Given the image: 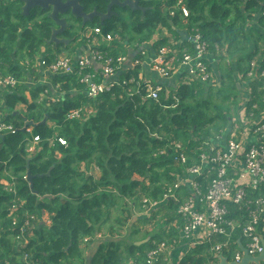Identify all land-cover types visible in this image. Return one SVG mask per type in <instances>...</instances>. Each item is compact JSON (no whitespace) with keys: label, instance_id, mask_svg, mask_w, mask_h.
I'll list each match as a JSON object with an SVG mask.
<instances>
[{"label":"trees","instance_id":"16d2710c","mask_svg":"<svg viewBox=\"0 0 264 264\" xmlns=\"http://www.w3.org/2000/svg\"><path fill=\"white\" fill-rule=\"evenodd\" d=\"M176 2L146 0L145 17L141 20L135 12L132 28L121 21L89 27L97 26L105 35L119 37L108 46H98L113 56L126 52L124 45L129 41L125 33L129 30L145 43L157 27H164L177 46L185 47L186 42L178 38L179 28L184 25L187 33L195 28L207 42L211 57L229 65L226 74L225 66L217 75L219 82L217 77L205 83L183 82L168 92L163 88L156 99H151L144 90L145 83L138 79L141 66L135 65L121 75V79L133 75L135 83L100 94L94 101L93 115L69 120L65 115L70 109L93 100L81 92L74 93L81 86L71 76L51 78L52 85L60 83L66 91L58 102L38 100L43 87L27 84L26 70L19 61L32 62L42 47L49 54L62 48L74 51L85 46L86 39L72 46L49 45L50 22L43 12L23 15L22 2L0 0V69L21 81L0 96V114L14 127L12 132L0 134V264H84L82 239L89 236L88 242L95 240L99 232L102 241L89 264H126L130 259L143 264L152 239H164L142 224L152 222L156 214L138 217L140 223L128 228L132 209L143 211V198L161 201L175 175H183L186 167L197 163L193 161L198 153L196 144L228 130L232 117L227 104L237 97L240 79H246L253 60L255 73L264 68V30L247 27L249 20H255L264 29V0H182L189 12L184 19L178 10L169 14ZM166 41L163 37L154 45ZM135 57L144 59L141 54ZM231 57L236 60L232 62ZM206 63L210 70L208 59ZM247 86V108L253 103L262 107V81L254 77L247 80ZM17 105H23L24 110L17 111ZM23 117L37 124L31 134L41 137L30 154L25 145L31 134L22 130ZM44 119L57 125L66 146L48 145L51 126L42 123ZM174 142L184 146L187 161L182 166L175 162L178 151ZM92 169L98 171L97 176ZM27 173L32 176V187ZM2 180L11 189L5 188ZM161 205L170 210L162 217L163 223L169 224L176 217L177 202L169 199ZM114 212L117 215H112ZM43 214H47L48 224ZM21 227L25 229L23 235ZM123 231L125 238L116 240ZM147 237L146 243L135 245ZM233 247H238L236 240ZM201 254V249L193 250L179 264H206Z\"/></svg>","mask_w":264,"mask_h":264},{"label":"built area","instance_id":"2783aa9c","mask_svg":"<svg viewBox=\"0 0 264 264\" xmlns=\"http://www.w3.org/2000/svg\"><path fill=\"white\" fill-rule=\"evenodd\" d=\"M176 10L183 19L188 16L189 12L182 0H177L169 14L174 15ZM116 38H119L116 34L105 35L100 27H86L78 32V40L87 41L86 51L78 50L77 54L76 49L72 54L68 52L49 54L42 49L32 60L40 70V76L35 81L29 74L34 64L28 60H25V63L21 61L22 65L31 67L29 70L28 67L25 69L27 84H41L43 90L38 100L47 98L52 102H58L66 91L61 89L60 83L52 85L50 80L56 76H71L76 84L81 86L78 91L74 89V93L81 92L93 101L70 109L65 118L81 120L93 115L94 101L100 94L120 85L135 83L133 75L121 79L123 67L129 60L128 55L113 56L98 48L100 42L101 45L108 46ZM188 42L189 48L179 47L176 41L169 40L159 44L153 57L150 60L146 59L148 67L161 78H169L179 69L183 70L184 82L213 81L215 79L213 72L206 63L209 54L207 42L195 28L189 32ZM142 45L141 43L135 46L137 47L135 54H141L144 59L141 60L139 57L131 59V68L135 65L142 66L147 58V52ZM255 66V61H251L246 79L242 80L247 86V80L256 77L262 81V89L264 68L255 73ZM138 79L145 83L144 90L148 98L156 99L164 88L161 83L152 79L139 75ZM20 83V79L12 74H5L0 69V90L6 91ZM261 102L262 107L256 103L249 108L246 105L237 117L231 119L225 133L216 134L197 143L195 148L198 152L197 158L193 160L197 163L186 167L183 175H175L176 179L166 187L161 201L142 199L143 211L140 213H149L169 199L177 202L176 217L172 224L177 236L152 240V246L145 253L143 264H172L171 253L177 247L189 250L194 247H205L206 251L202 252L201 256L206 255L207 264H219V256H225L229 262L239 263L243 253L238 241L251 256H256L264 250V95ZM50 126L48 145L58 143L66 146V139L58 134L57 125ZM31 129L27 127L26 131L31 134ZM13 130V125L5 122L0 114V134ZM40 139L39 134H31L25 151L28 154L34 152ZM174 147L175 151H178L175 162L182 166L187 161L184 146L180 142H174ZM1 183L5 188L11 189L6 180H2ZM27 224L26 221L25 225ZM20 231L23 235L25 229L21 227ZM93 238L99 240L102 234L99 232ZM90 239L89 236L84 237L82 244ZM235 240L238 247H233ZM182 257L183 254L177 259V263ZM126 264L138 263L130 259Z\"/></svg>","mask_w":264,"mask_h":264},{"label":"crops","instance_id":"0c3cea01","mask_svg":"<svg viewBox=\"0 0 264 264\" xmlns=\"http://www.w3.org/2000/svg\"><path fill=\"white\" fill-rule=\"evenodd\" d=\"M183 23L185 24V21H183ZM160 27V26H159ZM158 28V27H157ZM156 28V30H157V33L159 32V34L161 35L160 37L161 38H163V37H166V39L167 40H169V41H173V42H175L176 40L174 39V36H172L171 34H169L168 32H167V30L166 29H157ZM162 28H164V27H162ZM180 31H185L186 32V29H185V27H184V25H182L180 28H179V32ZM188 32V31H187ZM155 34V35H153V39L152 40H150V43H147L146 45H145V47H144V49L146 50V52H147V58H145V61H143V63H142V66H141V69L139 70V72H138V75L139 76H142L143 78H149V79H152L153 81H155V82H159V83H161L162 85H163V87L165 88V90H168V88L171 90V89H175L180 83H183L184 82V73H183V70H176L173 74H172V76H170L169 78H161V77H159L155 72H153L149 67H148V65H147V62H148V60H150L152 57H153V55H154V51H155V49H156V47L158 46H155L154 45V42H156L157 40H159V39H161V38H157V37H159L158 36V34ZM189 34V33H188ZM178 38L180 39V41L181 42H186V45L187 46H185L186 48H189V42H188V38H186L185 39V37H181V36H178ZM145 44V43H144ZM105 45V44H104ZM124 48H125V51H126V54L128 55V61L125 63V66L123 67V70H122V73L123 72H125L126 70H128V69H130L131 68V62H130V60L131 59H133L134 57H135V53H136V51H137V49L136 48H130V46H128V44H126V45H124ZM70 49V48H69ZM86 49H87V46L85 45V46H83V47H81V48H79V49H77V54H78V50H80V51H86ZM69 54H72L73 53V51H70V52H68ZM146 59H148L147 61H146ZM207 59H208V62L210 63V64H214L215 63V59H213L212 57H211V54H208V56H207ZM31 64H34V61L31 63ZM27 67H28V70L29 69H31V67L30 66H26V65H24V69H27ZM211 68H212V70H213V65H211ZM31 73L33 74V77L35 78V80L40 76L39 74H40V70H39V67L38 66H36V63L34 64V66L32 67V69H31ZM31 73H29L30 74V76H31ZM2 90H0V96L2 95ZM72 92V91H71ZM26 93V98L28 99V100H30V95H29V91H26L25 92ZM62 96H65V95H62ZM20 106H22L23 107V105H20ZM16 108L18 109V105L16 106ZM16 109V110H17ZM22 110H24V108H22ZM17 111H19V110H17ZM21 111V110H20ZM46 122V121H45ZM46 123H48V122H46ZM49 125H51L50 123H48ZM31 127V126H30ZM31 128H33V127H31ZM162 204H164V203H162ZM156 209H158L157 211H155ZM152 211V214H156L155 216H157V220L159 219L160 221H159V224L162 226V229H158V230H156V231H152L153 229H151V228H149V229H147L146 228V226L147 225H145V229H147V230H149V231H151L152 232V234L153 235H155V236H163V238H168V237H170V236H177V232H175L176 231V229H175V227H173L172 226V224H173V220H171L170 221V223L168 224V223H163V221H162V217L163 216H165V214L168 212V211H170L168 208H166V206L165 205H159V206H157L155 209H152L151 210ZM160 211V212H159ZM174 212H175V210H174ZM159 216V217H158ZM42 219H43V221L44 222H46L47 224L49 223V221H48V216H47V214H43L42 215ZM154 223V222H153ZM102 231H104L105 232V228H103V230ZM172 231H174V232H172ZM175 233V234H174ZM174 234V235H173ZM154 239H156V238H153L152 240H154ZM102 241V239H99V240H91L90 242H88L87 244H81V248H83V256H84V258H85V263L84 264H89V260H90V258H91V256L93 255V253L95 252V249H96V247L98 246V244L100 243ZM197 249H201V251L202 252H205L206 251V248L205 247H194V248H192V249H186V248H184V247H177V248H175L174 250H173V252L171 253V257H170V260L172 261V264H174V263H177V259L183 254V257L184 256H186L187 254H189L190 252H192L193 250H197ZM203 249H205V250H203ZM182 257V258H183ZM180 262V261H179ZM179 262L177 263V264H179Z\"/></svg>","mask_w":264,"mask_h":264},{"label":"flooded vegetation","instance_id":"af4514ba","mask_svg":"<svg viewBox=\"0 0 264 264\" xmlns=\"http://www.w3.org/2000/svg\"><path fill=\"white\" fill-rule=\"evenodd\" d=\"M20 1V0H18ZM61 3L59 5H56V11L57 13V18L60 20L64 18L66 20L65 23V29L61 35H59V38H67V39H73L72 36H66L69 32L71 33L72 31H76L77 29H81L82 27H89L90 24L93 23H99L101 25H104L105 23H110V22H117L121 21V18H124V21L122 23H125L129 25L131 28L133 27V22L134 18L136 15L134 14L135 12H139V18L141 20L144 19L145 13L148 10V8L145 6L146 0H137V10H130L129 6L126 4L125 6H121L120 4L124 2L125 0H77V8L76 11H79L80 6L83 10L84 13L89 14L92 12H96V14L92 15L91 20H88L86 23H82L81 18H74L73 16L70 15V10L66 11V8L64 7V3L67 1H73V0H60ZM132 2L136 0H131ZM52 8L45 7L44 9L33 7L30 8L28 12H23V15L30 14L31 11H40L43 12L46 17L48 18V14L52 12ZM63 12V13H61ZM80 12V11H79ZM97 14H102V16H99ZM49 19V18H48ZM49 26L50 28L52 26L57 27L54 21L49 19ZM72 42V41H71Z\"/></svg>","mask_w":264,"mask_h":264},{"label":"water","instance_id":"95a60500","mask_svg":"<svg viewBox=\"0 0 264 264\" xmlns=\"http://www.w3.org/2000/svg\"><path fill=\"white\" fill-rule=\"evenodd\" d=\"M20 2H22V6H21V13L22 14H23V12H28L29 9L33 8V7L44 9L46 6L47 7L50 6L53 9L52 12H50L48 14V18L51 19L52 21H54L55 24L57 25V27H55V26L51 27V35H50V38L46 41L47 44L54 45L56 47V46H60V45L66 46L67 44H69L71 42V39L58 37L59 35H61L63 33V31L65 29L64 25L66 23V20L64 18H62L60 20L57 18L58 12L56 11L55 7H56V5H59L61 3L60 0H20ZM76 4H77V0L67 1L66 3H64V5H65L64 7L66 8V11L70 10L69 13L74 18H78V17L81 18L83 24L86 23L88 20H91L92 15L96 14V12H92L89 14L84 13L81 6L79 9L80 12L76 11V8H77ZM126 4L129 6L130 10H132V11L138 9L137 0L134 2H132L131 0H125L120 5L123 7ZM61 13H63V12H61ZM97 15L102 16V14H97ZM179 35L181 37H185V39L189 37L188 33L185 31H180ZM23 119H24V126L22 128L23 131H25L28 126L35 127L37 125L33 121L26 120L24 117H23ZM45 121H46V119H44L42 121V123H45ZM27 178L30 182V186L32 187V183H31L32 176L29 173H27ZM148 240H149V237H147L144 240L135 242V245L144 244ZM238 245H239V248L241 249V251L243 253V256H242L241 260L239 261V263H236L234 261L229 262V261H227V258L225 256H219V264H264V250L256 256H251L248 253V251L244 248V246L241 244L240 241H238Z\"/></svg>","mask_w":264,"mask_h":264},{"label":"rangeland","instance_id":"374dc122","mask_svg":"<svg viewBox=\"0 0 264 264\" xmlns=\"http://www.w3.org/2000/svg\"><path fill=\"white\" fill-rule=\"evenodd\" d=\"M44 14V13H43ZM45 15V14H44ZM121 20H122V22L124 21V18H121ZM248 26H253V27H256L257 29H259V30H264V29H262L260 26H259V24L255 21V20H249L248 22H247V27ZM157 29H165V28H162V27H158ZM81 29H77L75 32L74 31H72L71 33H72V35H74V38L76 37V34L80 31ZM157 33V30H155V34ZM154 34V35H155ZM158 34V36L159 37H157L158 39L159 38H161L160 36V34H159V32L157 33ZM131 36H134V39L133 40H130V37ZM125 40H128L129 41V44H128V46H130V48H135V46L136 45H138L139 43L141 44L142 42H140V39H139V37L138 36H136L135 34H133V33H131L130 32V30H129V32H127V33H125ZM152 39H153V37H152ZM151 39V40H152ZM78 37H77V43H78ZM147 43H150V41H148V42H145V44H144V42L142 43L143 45H142V48L143 47H145V45L147 44ZM100 45H101V42L99 43ZM68 46L70 45V46H72V45H75V42H74V44H71V43H69V44H67ZM43 49V48H42ZM41 49V50H42ZM63 52H65V51H63ZM62 53V52H61ZM42 54H43V52H42ZM120 54H124V55H127L126 54V52H124V53H120ZM147 56V55H146ZM227 59H230V58H227ZM226 59V60H227ZM231 59H232V62H234L236 59H235V57H231ZM216 61H215V63L214 64H210V70L213 72V75H214V78H216L217 77V75H219L220 74V72H222V70H223V68L226 66V70L224 71V74H226V72H227V66H229L228 64L226 65V63H223V62H219V60H217V59H215ZM22 61V60H21ZM21 61H19V64L21 65ZM24 63H25V61H24ZM211 65H213V70H212V68H211ZM30 73H31V71H30ZM31 77L33 78V80L35 81V78L33 77V74L31 73ZM216 81L217 82H219L218 81V77L216 78ZM240 82H241V85H240V87L238 88V91H237V93H238V95H237V97L236 98H232V99H234V101H231L232 99H230V101L228 100V104H227V106H228V108H229V111H230V114H231V117L233 118V117H237L238 116V114H240L245 108H246V105L248 104V101L250 100V88L248 87V86H245V81L244 80H240ZM168 90H170L169 88H168ZM261 90V89H260ZM260 90H259V92H260ZM22 108H24V107H22V106H20V105H18V109L17 110H22ZM238 119V118H237ZM230 124V123H229ZM30 127V126H29ZM32 130V129H31ZM92 172L94 173V175L95 176H97L98 175V171L96 170V169H92ZM158 209H156L155 211H157ZM160 212V211H159ZM132 213H134V214H132L133 216H131V218L129 219V221H128V224H127V227H128V225L129 226H131V225H133V224H138V223H140V221L139 220H137L138 219V217H153L154 216V214H152V211L151 212H149V213H140V212H136V211H134V209H132ZM112 215H117V213H112ZM159 217V216H158ZM159 219L157 220V216H155V218L152 220V222H146V223H142V224H144V226L145 225H147L146 226V228L147 229H149V228H151V229H153L152 231H156V230H160V229H162V226L159 224ZM154 222V223H153ZM113 226H114V228H116V227H118V225H116V224H113ZM143 227V226H142ZM129 228V227H128ZM123 233V235H121L120 237L119 236H116V240H118V239H120V238H125L124 236H125V231H123L122 232ZM139 238V237H138ZM154 240H157V239H154ZM141 241V240H140ZM203 250H205V249H203ZM205 259H206V264H207V261H208V259H207V257H206V255L205 256H203Z\"/></svg>","mask_w":264,"mask_h":264},{"label":"clouds","instance_id":"9594fccd","mask_svg":"<svg viewBox=\"0 0 264 264\" xmlns=\"http://www.w3.org/2000/svg\"><path fill=\"white\" fill-rule=\"evenodd\" d=\"M84 28H86V27H84ZM189 35V34H188ZM73 37V39L71 40L72 42H70L71 44H74V42H75V38H74V36H72ZM77 37H78V33H77ZM79 42V41H78ZM54 46V45H53ZM60 46H65V45H60ZM66 46H68V45H66ZM55 47V46H54ZM57 47V46H56ZM43 48V47H42ZM41 48V49H42ZM44 50H45V48H43ZM64 51V49L62 48L61 49V51L60 52H63ZM53 52H55V50H52V53ZM60 52H58V53H60ZM65 52H68V50L67 51H65ZM57 53V52H56ZM50 57V56H49ZM29 127V126H28Z\"/></svg>","mask_w":264,"mask_h":264}]
</instances>
